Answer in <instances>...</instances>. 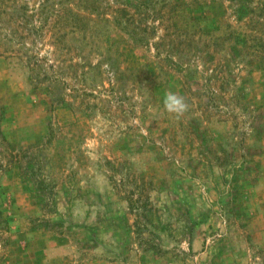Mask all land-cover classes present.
<instances>
[{
    "label": "rangeland",
    "instance_id": "obj_1",
    "mask_svg": "<svg viewBox=\"0 0 264 264\" xmlns=\"http://www.w3.org/2000/svg\"><path fill=\"white\" fill-rule=\"evenodd\" d=\"M0 135V264H264V0H0Z\"/></svg>",
    "mask_w": 264,
    "mask_h": 264
},
{
    "label": "clouds",
    "instance_id": "obj_2",
    "mask_svg": "<svg viewBox=\"0 0 264 264\" xmlns=\"http://www.w3.org/2000/svg\"><path fill=\"white\" fill-rule=\"evenodd\" d=\"M164 110L175 118L181 117L187 110L188 104L185 99L177 93L168 91L163 98Z\"/></svg>",
    "mask_w": 264,
    "mask_h": 264
},
{
    "label": "trees",
    "instance_id": "obj_3",
    "mask_svg": "<svg viewBox=\"0 0 264 264\" xmlns=\"http://www.w3.org/2000/svg\"><path fill=\"white\" fill-rule=\"evenodd\" d=\"M0 138H1V140L4 142V139H3V137L0 135Z\"/></svg>",
    "mask_w": 264,
    "mask_h": 264
}]
</instances>
